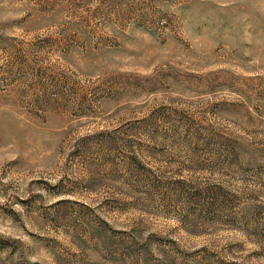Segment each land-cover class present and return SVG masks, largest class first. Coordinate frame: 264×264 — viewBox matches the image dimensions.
Returning a JSON list of instances; mask_svg holds the SVG:
<instances>
[{
    "label": "rangeland",
    "instance_id": "rangeland-1",
    "mask_svg": "<svg viewBox=\"0 0 264 264\" xmlns=\"http://www.w3.org/2000/svg\"><path fill=\"white\" fill-rule=\"evenodd\" d=\"M0 264H264V0H0Z\"/></svg>",
    "mask_w": 264,
    "mask_h": 264
}]
</instances>
